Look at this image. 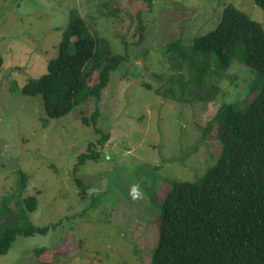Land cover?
Returning <instances> with one entry per match:
<instances>
[{
  "label": "rangeland",
  "instance_id": "obj_1",
  "mask_svg": "<svg viewBox=\"0 0 264 264\" xmlns=\"http://www.w3.org/2000/svg\"><path fill=\"white\" fill-rule=\"evenodd\" d=\"M228 4L264 27L255 0H152L151 7L145 0H0V209L10 198L8 207L18 213L20 171L27 175L21 196L38 201L27 220L48 227L45 234L17 235L0 264L151 263L170 181H196L215 165L221 145L216 125L205 133L207 123L223 103L248 97L254 71L233 63L230 79H213L219 96L192 104L156 95L155 75L173 73L170 43L192 44L215 28ZM73 9L126 59L99 100L44 127L42 96L29 97L21 88L47 73ZM138 13L146 27L140 43ZM91 79L90 85L97 75ZM96 110V123L83 124ZM90 144L97 159L74 173ZM134 186L140 192L135 199Z\"/></svg>",
  "mask_w": 264,
  "mask_h": 264
},
{
  "label": "trees",
  "instance_id": "obj_2",
  "mask_svg": "<svg viewBox=\"0 0 264 264\" xmlns=\"http://www.w3.org/2000/svg\"><path fill=\"white\" fill-rule=\"evenodd\" d=\"M145 1L151 7L152 0ZM255 4L264 10V0H255ZM137 20L136 43H140L146 30L141 13ZM166 51L173 73L168 77L155 75L159 85L153 89L164 99L183 104L213 102L220 94L213 79H230L228 70L235 62L252 69L254 79L245 100L223 103L207 123L205 133L216 125L221 145L215 165L196 181H170L171 189L161 204L159 236L150 264H264V27L228 4L215 28L190 45L176 40ZM125 59L91 32L73 9L58 55L49 62L47 73L29 79L21 91L29 97L42 96L47 116L43 125L47 127L49 120L64 118L91 99L99 100ZM2 64L0 56V69ZM94 74L97 79L90 85ZM146 88L152 90L150 85ZM98 117L96 110L82 122L95 124ZM107 137L98 143L103 145ZM92 146L79 157L74 173L87 160L97 159L99 152ZM26 179L27 175L19 171L17 214L8 207L12 199L3 198L0 255L9 251L17 235L27 237L48 230L27 220L38 201L34 196H21L27 188ZM15 195L18 197L16 193L13 199Z\"/></svg>",
  "mask_w": 264,
  "mask_h": 264
},
{
  "label": "clouds",
  "instance_id": "obj_3",
  "mask_svg": "<svg viewBox=\"0 0 264 264\" xmlns=\"http://www.w3.org/2000/svg\"><path fill=\"white\" fill-rule=\"evenodd\" d=\"M39 78V77H38ZM131 195L133 196V198H138L140 196V192L138 190V187L134 186L131 190Z\"/></svg>",
  "mask_w": 264,
  "mask_h": 264
}]
</instances>
